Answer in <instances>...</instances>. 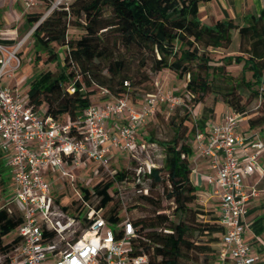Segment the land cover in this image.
I'll list each match as a JSON object with an SVG mask.
<instances>
[{
	"label": "trees",
	"instance_id": "trees-1",
	"mask_svg": "<svg viewBox=\"0 0 264 264\" xmlns=\"http://www.w3.org/2000/svg\"><path fill=\"white\" fill-rule=\"evenodd\" d=\"M199 1L208 0H72L67 9H54L37 25L33 36L51 60L57 58L52 46L63 47L62 71L55 77L50 71L35 75L26 92L29 104L35 108L45 106L46 115L55 119L74 118L93 101L100 88L107 89L112 97L126 96L129 100V90L149 79L144 70L149 65L154 72L168 69L186 79L184 89L192 106L202 105L208 95L220 94L229 111L245 114L246 104L235 93L244 85L257 87L252 94L259 97L264 110V13L251 17L244 26H237L232 20L209 25L199 18ZM42 14L26 13L29 27ZM70 27L79 31L77 38L68 36ZM235 32L240 54H225L221 64L210 65L213 59L209 49H227ZM133 61L137 62L135 76L130 74ZM231 61L242 62L243 69L249 68L253 81L242 78L233 84L225 69ZM212 115L213 107L202 106L194 119L191 107L177 118L172 116L173 135L164 145L163 165L152 167L147 178L165 184L163 191L173 204L172 215L177 220L163 212L159 204L153 216L130 219L135 232L132 252L146 254L147 264H181L188 253L213 254L212 244L221 240L224 227L214 211L206 210L200 202L190 178L196 128L205 130ZM260 125H264V112L247 119L250 128ZM259 132L264 138V128ZM147 139L154 140L152 135ZM161 170L165 176H161ZM126 174V170L116 171L114 178L122 180ZM112 185V180L100 181L92 187V193L82 188V198L89 200L93 194L98 198L96 210L103 208L112 199ZM150 197L149 193L142 195L145 200ZM82 209L83 206L78 208V214ZM198 215L206 219L198 220ZM107 220L114 226L120 221L115 213H110ZM20 222L17 208H0L2 252L17 242L15 238L3 244L2 239ZM115 234L118 236L117 230ZM201 236L205 239L197 242ZM209 264L218 263L213 260Z\"/></svg>",
	"mask_w": 264,
	"mask_h": 264
},
{
	"label": "built area",
	"instance_id": "built-area-1",
	"mask_svg": "<svg viewBox=\"0 0 264 264\" xmlns=\"http://www.w3.org/2000/svg\"><path fill=\"white\" fill-rule=\"evenodd\" d=\"M4 1L0 0V6ZM20 1L26 13L40 12L39 6L44 11L23 35L16 32L17 40H0V151L9 155L13 202L21 215L14 230L17 242L0 260L5 264H147L146 254L132 252L135 232L131 220L125 217L114 226L101 215L102 208L90 209L83 231L65 240L79 218L56 204L50 179L60 176L72 181L71 170L92 161L107 169L113 149L138 159L155 144L142 140L139 132L154 116L156 106L181 104V97L159 90L147 94L135 107L126 96L112 97L100 88L97 94L101 99L92 101L74 118L46 115L45 108L41 111L29 104L27 94L23 96L15 86L1 81L20 68V54L37 25L54 9H67L72 0ZM6 23L2 22L0 29L5 30ZM244 115L224 112L217 122L207 123L205 130L196 128L194 134L197 155L208 160L210 171L203 178L209 194L217 199L218 221L224 227L218 243L219 264H257L258 260L252 244L244 238L247 202L256 195L254 188L246 190L244 179L262 171L258 157L264 152V138L254 129L239 131ZM109 124L114 133L109 132ZM152 167L154 164H147V173ZM142 169L141 165L135 168L137 176ZM80 199L87 205L82 196ZM64 240L65 248L58 249L57 242Z\"/></svg>",
	"mask_w": 264,
	"mask_h": 264
},
{
	"label": "rangeland",
	"instance_id": "rangeland-1",
	"mask_svg": "<svg viewBox=\"0 0 264 264\" xmlns=\"http://www.w3.org/2000/svg\"><path fill=\"white\" fill-rule=\"evenodd\" d=\"M0 25L1 23L8 22L5 30L0 29V40L2 41H14L18 39L16 32L19 35H23L29 28V24L26 22L25 14L27 10L23 8L20 0H5L3 5L0 6ZM37 10L44 11V7L39 6ZM79 31L70 27L68 29L69 37L77 38ZM52 48L57 52V58L54 60L49 59L48 52L35 43V37L32 35L24 45L23 52L20 54L22 58V64L18 70H16L12 77H4L1 81L2 84H6L10 87L15 86L23 96H26V92L29 88L31 79L40 72L50 71L53 77L57 76L61 71L60 63L62 62L63 49L57 45H53ZM240 43L238 37H234L231 45L226 49H209V54L213 59L210 65L221 64V58L225 54L237 55L240 54ZM137 62L133 61L130 67V74L135 76L137 74ZM226 72L232 76V82L240 81L242 78L245 81L252 82V72L249 68L242 67V62L238 63L231 61L226 65ZM149 76L148 80H145L142 84L137 85L135 88H131L128 93V98L133 106L138 107L146 98L149 93H155L161 90L164 93H171L175 96H180L182 103L169 105L167 102L159 103L156 106L155 114L145 124L144 128L140 130L139 137L145 142L155 143L152 148H148L145 153L138 156V159H132L128 152L122 149H113L109 155L108 168L101 167L99 161H92L87 165L75 168L71 170L72 181L67 177L52 176L51 190L56 204L63 207L71 215H78L79 220L75 222L70 233L65 237V240H70L75 235L80 234L87 225L86 215L90 209L96 210L98 198L92 194L89 200H85V205L80 196H83L82 188H87L92 193V187L100 182L113 181L112 187L109 189L112 197L111 201L102 208L101 215L107 218L110 213H115L120 221L128 217L131 220H136L141 217H151L155 213L156 206L168 214L173 220H177L176 215H172L173 204L166 198L163 191L164 183H153L147 178V164H154V166L161 168L164 160V145L173 135V129L171 125L172 116L179 117L183 114L184 109L191 107V116L196 118L199 114V110L202 106L213 107V115L208 119L207 123L211 124L217 122L224 112L229 111V107L221 101V95L218 97L208 95L205 102L202 105H191L192 101L186 96L185 93V81L186 79H180L177 75L168 69L154 72L150 70L149 65L144 69ZM103 73L105 71L103 70ZM68 84V82L66 83ZM256 86L248 88L241 85L235 93L240 95L242 103L246 104L245 118L241 119L238 124L239 131H245L247 129V119L256 118L264 112L262 110V104L259 97H254L252 90H256ZM96 96V95H95ZM94 100V97H93ZM45 106H41L42 111ZM174 114V115H173ZM66 119V117L64 118ZM192 119V120H193ZM191 128V125H190ZM264 128V125L254 128L256 131H260ZM260 133V132H259ZM153 136L154 140H148L147 137ZM190 142V141H189ZM259 166L264 167V152L258 158ZM143 166L144 171H141L139 176L136 175L135 167ZM261 167V168H262ZM126 170L127 174L122 180L114 178V172ZM161 176H165L164 170H161ZM151 196L150 200H145L142 195L146 193ZM12 202V203H11ZM14 204V205H13ZM16 203L13 202L12 192V177L10 173L5 169L0 170V208L10 206L11 209L15 208ZM83 206L81 214H78V208ZM205 206L206 210H213L217 215L216 208L214 206ZM154 212V213H153ZM198 220H205L206 217L198 215ZM119 221V222H120ZM16 238L14 231L3 237V244H9ZM205 237H198L197 242L203 241ZM64 241L57 242V248L63 249L66 246ZM215 248V253L207 255H195L188 253L181 264H209L214 260L218 262L217 254V242L212 244ZM12 247V246H11ZM2 252L0 249V255ZM217 254V256H216ZM205 256L206 259H205ZM0 264H5L3 258L0 260Z\"/></svg>",
	"mask_w": 264,
	"mask_h": 264
},
{
	"label": "crops",
	"instance_id": "crops-1",
	"mask_svg": "<svg viewBox=\"0 0 264 264\" xmlns=\"http://www.w3.org/2000/svg\"><path fill=\"white\" fill-rule=\"evenodd\" d=\"M261 13H264V0H208L198 2L199 18L209 25L218 20H232L237 26H244L251 17H257ZM234 37H238L237 32L234 33ZM100 99L101 96L96 94L93 101L98 102ZM108 127L109 132L114 133L110 124ZM246 130H253V128L248 126ZM8 158V154L0 151V170L5 169L10 173ZM191 166L190 178L196 188L198 199L202 204L214 206L218 211L217 199L209 194L208 186L203 178V175L210 171L208 160L199 157L195 150ZM244 185L248 191L251 188L256 190V195L247 202L246 214L243 217V221L247 225L244 238L252 244L253 254L258 258L257 264H264V167H262V171H256L246 177Z\"/></svg>",
	"mask_w": 264,
	"mask_h": 264
}]
</instances>
